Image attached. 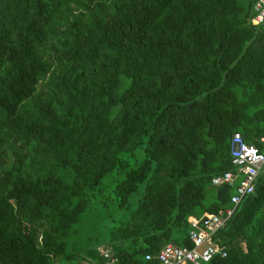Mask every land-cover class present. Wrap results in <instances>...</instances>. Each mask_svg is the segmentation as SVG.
I'll return each instance as SVG.
<instances>
[{"label": "trees", "instance_id": "1", "mask_svg": "<svg viewBox=\"0 0 264 264\" xmlns=\"http://www.w3.org/2000/svg\"><path fill=\"white\" fill-rule=\"evenodd\" d=\"M245 2L0 0V264H144L190 245L188 215L232 206L235 181L210 183L232 133L264 152V21ZM111 171L118 206L145 181L135 207L66 249ZM211 239L225 255L200 264H264V164Z\"/></svg>", "mask_w": 264, "mask_h": 264}, {"label": "built area", "instance_id": "2", "mask_svg": "<svg viewBox=\"0 0 264 264\" xmlns=\"http://www.w3.org/2000/svg\"><path fill=\"white\" fill-rule=\"evenodd\" d=\"M251 10L250 22L252 24L262 23L264 21V0H253ZM259 140L263 141L264 137H260ZM229 157L234 168L213 175L210 183L212 186H217L223 183L231 184L235 181L234 191L229 197L232 206L219 213L204 211L198 217L188 215L186 222L190 245L167 242L155 254L145 253L144 264H200L216 254L225 255V250L214 243L211 236L224 225L237 202L253 190L255 178L264 164V152L259 151L255 145L244 142L238 133L233 132L230 138ZM114 262L115 258L110 256L98 264H114Z\"/></svg>", "mask_w": 264, "mask_h": 264}, {"label": "rangeland", "instance_id": "3", "mask_svg": "<svg viewBox=\"0 0 264 264\" xmlns=\"http://www.w3.org/2000/svg\"><path fill=\"white\" fill-rule=\"evenodd\" d=\"M237 2L241 6L246 4L245 0H237ZM141 158L142 151L139 147L135 149L133 155L128 157L130 163L138 162ZM121 177L120 172L111 171L102 179L98 188L90 192L88 209L81 214L80 220L71 226L65 238L66 249L84 247L96 242L103 243L107 241L110 231L115 226L127 220L129 212L135 207L143 192L145 181L137 184L127 204L122 207L118 206L120 196L114 190L115 184ZM172 235L178 239L176 232Z\"/></svg>", "mask_w": 264, "mask_h": 264}]
</instances>
